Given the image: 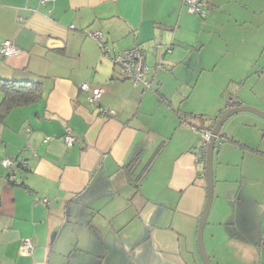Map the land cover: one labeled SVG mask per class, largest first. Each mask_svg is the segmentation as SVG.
Returning <instances> with one entry per match:
<instances>
[{
	"label": "crops",
	"instance_id": "1",
	"mask_svg": "<svg viewBox=\"0 0 264 264\" xmlns=\"http://www.w3.org/2000/svg\"><path fill=\"white\" fill-rule=\"evenodd\" d=\"M202 3L204 15L188 11L183 0H0V43L10 39L20 49L0 57V79L38 82L40 90L0 124V264H123L126 253L128 264H199L182 253L184 247L196 251L206 198L204 156L198 158L196 148L200 128L211 127L225 110L217 103L218 111L208 113L196 104L200 75L232 49L229 29L264 25V0ZM93 30L111 48L142 50L149 87L118 72L88 35ZM158 70L193 77L177 104ZM82 82L102 87L98 104L113 115L87 101ZM233 92L239 104L250 102ZM246 120L241 123L251 117ZM222 125L203 245L213 264H264L263 195L256 228L241 234L244 239L218 246L213 227L204 237L208 223L231 222L224 201L233 186L235 198L243 180L255 176L264 183V145L251 143L253 132ZM67 130L76 138L69 145ZM13 156L26 159L15 184L1 162ZM23 240L32 250H23Z\"/></svg>",
	"mask_w": 264,
	"mask_h": 264
},
{
	"label": "rangeland",
	"instance_id": "2",
	"mask_svg": "<svg viewBox=\"0 0 264 264\" xmlns=\"http://www.w3.org/2000/svg\"><path fill=\"white\" fill-rule=\"evenodd\" d=\"M229 31H231V34H234L232 37L235 39L230 43L232 49H228V51L223 54L225 46L221 43L222 41H220L221 55L223 54V56L220 57L218 67L214 70L205 71L200 75V102L197 101L198 103H196L195 100L194 102L200 105V109H203V111H208V113H211V111L216 112L219 109L217 103H219L220 107H224L226 104V97L234 95L233 91L237 90L242 97H249L250 102L246 105L264 110V25L261 30H250V28L245 30L244 28L234 27L229 29ZM157 73L160 75V70H158ZM176 75L177 76L161 74L160 76L164 79V89L166 93L172 97L177 104V99L186 95L190 90L193 77L191 78L189 73L186 72H181V74ZM239 81H244V83H241V85ZM224 89H226V94L222 96L221 93ZM237 114L238 120H232ZM247 116L251 117L249 124L241 123V121H248L246 120ZM227 125L231 126V129H234L236 132H246V130H248V135L253 132L249 138L251 143L254 145H264V138L262 139L264 133L263 117L249 111H239L230 115L223 122L222 129ZM220 141L221 140L218 138V143H220ZM252 171L254 170L252 169ZM260 174L261 172H258L257 176ZM261 175L264 176V173ZM254 177L255 176H251L249 180H243L242 187L235 198L233 196L234 186L229 190L231 194L225 196L224 202L228 203V207L231 210V222L229 220H222L220 223H208L210 227H206L204 232L206 240L211 227L215 230V235L217 234L216 242L218 246H220L221 243H225L227 239H231L229 240L230 243L235 242L239 238L244 239L241 234L245 235L246 232L255 230V208L260 205L261 201L259 197L262 195L264 196V183L253 181ZM242 199L248 201L245 202L242 201ZM248 205L251 206V209L248 210L246 218L243 211ZM240 209H242V211H240ZM233 218L237 225L232 223ZM186 249V247H184V249L182 248L184 256L191 257L194 255L199 264H203L198 252L196 239V251L190 254L191 250L187 252ZM127 255V253L124 255L123 264H128Z\"/></svg>",
	"mask_w": 264,
	"mask_h": 264
},
{
	"label": "built area",
	"instance_id": "3",
	"mask_svg": "<svg viewBox=\"0 0 264 264\" xmlns=\"http://www.w3.org/2000/svg\"><path fill=\"white\" fill-rule=\"evenodd\" d=\"M45 1L52 0H40L42 3ZM183 3L185 4L188 11L199 15L205 14V7L202 3V0H183ZM73 26L74 24H70V27ZM88 35L97 42L103 54L110 56L115 66L118 68V72L122 76L131 80L133 84H141L144 87H149V82L147 79L148 66L145 61V55L137 45L124 49L111 48L105 43L103 33L100 30L90 31L88 32ZM19 52L20 49L18 46L10 39H4L0 43V57L18 54ZM79 88L86 91V98L89 103H97L98 111L101 114L105 116L113 115L114 111L112 108L98 104V99L100 98L103 91L101 86H90L86 82H82L79 85ZM232 101L233 98L231 95L226 97V102L231 104ZM210 135V128H203L200 130V144L196 148L198 158L203 156ZM63 140L64 143L69 145L75 141L76 138L69 130H67L64 134ZM1 162L7 170V176L10 180H14L16 178L18 168H23L26 166V159L17 156L5 157ZM46 200L47 199L45 197L40 199L42 202H46ZM22 247L26 252L32 250V244L29 240H23Z\"/></svg>",
	"mask_w": 264,
	"mask_h": 264
},
{
	"label": "water",
	"instance_id": "4",
	"mask_svg": "<svg viewBox=\"0 0 264 264\" xmlns=\"http://www.w3.org/2000/svg\"><path fill=\"white\" fill-rule=\"evenodd\" d=\"M56 41L54 38H50L49 42ZM239 111H249L252 112L260 117L264 118V110L257 109L250 105L246 104H236L234 106L229 107L225 111H223L215 120L212 129L211 135L207 141L206 151H205V158H204V174L206 180V198L204 202V206L201 212V215L198 220L197 224V231H196V239H197V246L200 258L203 264H213L209 259L204 245H203V228L206 221V217L210 208V204L212 201L213 195V168H212V158H213V150L215 146L216 138L218 137V131L223 124V122L232 114L239 112Z\"/></svg>",
	"mask_w": 264,
	"mask_h": 264
},
{
	"label": "trees",
	"instance_id": "5",
	"mask_svg": "<svg viewBox=\"0 0 264 264\" xmlns=\"http://www.w3.org/2000/svg\"><path fill=\"white\" fill-rule=\"evenodd\" d=\"M0 88L3 91L0 99V124L3 117L12 107L32 102L40 97L38 82L0 79ZM232 98L235 100L234 95H232ZM219 137L222 139L221 135ZM223 138L227 139L225 137ZM217 143L218 141L216 140L215 145ZM23 168H26V166ZM6 179L9 183L15 184V179H8L7 173Z\"/></svg>",
	"mask_w": 264,
	"mask_h": 264
},
{
	"label": "flooded vegetation",
	"instance_id": "6",
	"mask_svg": "<svg viewBox=\"0 0 264 264\" xmlns=\"http://www.w3.org/2000/svg\"><path fill=\"white\" fill-rule=\"evenodd\" d=\"M232 96V95H231ZM236 104H239L237 101L235 102V100L233 99V101H232V103L231 104H229L228 102H226V104H225V110L226 109H228L229 107H231V106H234V105H236ZM224 110V111H225ZM213 126V125H212ZM212 126L211 127H206V128H210V129H212ZM203 128H205V127H201L200 128V130L201 129H203ZM218 137H219V135H218ZM219 138H221V137H219ZM207 146V145H206ZM205 151H206V149H205ZM203 156H204V158H205V152L203 153ZM200 158H202V157H200Z\"/></svg>",
	"mask_w": 264,
	"mask_h": 264
}]
</instances>
